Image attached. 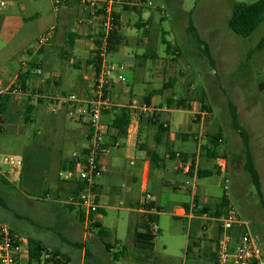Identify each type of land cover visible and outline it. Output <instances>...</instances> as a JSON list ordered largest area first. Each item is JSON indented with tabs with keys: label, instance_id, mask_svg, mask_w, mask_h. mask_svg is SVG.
Listing matches in <instances>:
<instances>
[{
	"label": "rangeland",
	"instance_id": "1",
	"mask_svg": "<svg viewBox=\"0 0 264 264\" xmlns=\"http://www.w3.org/2000/svg\"><path fill=\"white\" fill-rule=\"evenodd\" d=\"M257 1L149 0L153 4L149 6L151 10H145L142 15L145 21L152 20V25H148V37H145V40L148 39L146 45L149 52L157 56V59L152 60V65L158 59L166 64L165 69H161L160 80L157 81L159 85L155 81L149 84L142 80L144 72L139 64L145 63L146 49L137 47L134 42L143 35V31L134 26L139 16L125 15L121 30L126 42L117 52L106 57L108 64L124 68V88H133L134 93L127 95L138 104H142L143 98L153 89L172 79L175 81L173 89L169 88L162 96L156 97L155 106L151 107L157 111V115L161 114V121L162 115L169 109L166 102L168 98L188 99V110L173 107L174 112L169 116L171 124L178 126L180 133L187 131L185 128L189 121L195 131L199 132L200 126L193 123L192 118L195 117L196 123L201 122L199 167L214 171L211 177L194 180L175 172L176 162L166 158L165 148L157 150L161 161L153 163L148 187V194L161 207L160 210H155L156 215L158 214L155 223L160 233L155 239L153 251H141L135 245V230L141 232L145 224L151 227L153 222L147 223L146 219L141 227V215L125 210L129 208L130 199L123 188V180L113 177L105 180L109 191H105L103 200L113 208L103 214L102 223L110 233L103 240L90 227L87 231L79 221V209L70 210L68 205H71V199H68V194L57 197L55 190L59 177L55 174L58 173L59 159L62 157L70 160L73 153L86 144V139L81 141L83 145L75 143L76 139L71 140L75 137L73 128L85 125L64 112H53L48 101H38L39 93L36 90L41 80L38 76L33 77L27 90L9 94L11 99L8 110L0 115V167L8 169L4 161L7 155L24 163L21 183L6 176L0 169V175L9 181H0V224L26 239L41 242L51 253L59 251L69 258V264H212L211 255L215 250L213 234L198 220L175 216L176 208L190 204L191 193L197 186L200 205L205 204L202 201L208 200L207 204L214 208L219 200L227 196L240 219L249 225L251 232L264 246V91L259 90V85L264 82V51H255L264 37V22L248 39L236 35L229 27L235 4H252ZM12 2L7 9L0 11V83L6 92L24 60L29 59L27 52L34 51L39 39L58 22L53 0ZM190 19L201 38L209 44L214 66L200 56V51L188 35ZM163 31L167 33L165 38L180 53V58L166 53V47L162 44ZM144 41L140 42L143 47ZM51 43L52 40L44 47ZM56 46L61 49L59 43ZM78 50L79 47L73 49V56L79 57ZM251 51L252 55L248 58ZM85 57L86 55L82 56ZM40 59L39 54H35L33 62H39ZM68 71L64 74L70 73L75 82L70 85L63 82L59 91L69 92L77 98H87V94H80L88 83L81 84L79 81L85 76L87 69L70 67ZM45 76L47 75L44 74V78ZM201 97L204 98L206 110L202 109ZM230 102L237 106L240 122L250 133L256 166L261 176L263 198H260L244 168L242 140L231 126ZM28 103L35 105L30 122L25 121L24 114ZM193 110L197 114H193ZM107 120L109 119L105 118L104 121ZM149 131L151 133L155 130ZM217 134L221 140L216 151L221 158L213 160L206 156L204 148L211 144L208 137ZM170 148L192 153L197 151V144L192 140L183 141L178 138ZM195 156L196 154L189 155V159H194ZM125 163L128 166L130 161L126 160ZM196 172L194 169V174ZM35 174L43 178L47 176V185L50 186L51 182L53 186L50 195L44 196L43 190L46 188L40 184L32 186L28 183ZM62 174L63 178L66 174L63 171ZM24 179L34 188L28 187ZM113 187L116 188L115 191L112 190ZM132 198L135 204L140 198V192ZM105 244L111 246V253L107 251ZM188 246L190 250L187 253ZM123 247H127L128 254L115 260L114 253ZM50 257L44 254L41 261H33L31 264H65L63 260L48 261ZM25 264H29L28 260Z\"/></svg>",
	"mask_w": 264,
	"mask_h": 264
},
{
	"label": "crops",
	"instance_id": "2",
	"mask_svg": "<svg viewBox=\"0 0 264 264\" xmlns=\"http://www.w3.org/2000/svg\"><path fill=\"white\" fill-rule=\"evenodd\" d=\"M88 1H89L88 4H83L80 0H67L65 4L60 6L59 12H56L54 9V11L58 14V22L55 26H52L48 30L49 32L51 29H55V33L52 36V43L49 46L43 47V52L41 54H39L40 49L38 47H36L34 51L27 52V54L29 55V59L24 60L21 68H19V70L17 71L14 80L10 83L11 87L14 85H18L17 79L20 71H25V72L30 71L31 75L27 81L26 88L24 90H21V91H25L28 89L29 84L33 82L34 76H38L39 78H41L40 84L38 85L39 90L38 89L36 90L39 93V94L37 93L38 99L40 97L46 99L47 101L52 100V102L49 101L48 104H50L49 106L53 107V112L56 111L64 112L65 115L71 118L76 117L79 123H83L85 125V127H83L80 126L79 124L80 126L79 128L76 129L73 128L72 130L73 135L75 137H73L71 140L76 139L75 143H81V141H84V139H86V144L83 145L81 143L83 146L79 148L77 152L82 151L88 145L87 138L89 131L88 129L89 106L88 104L83 103L77 108V110L75 111L72 110L70 105L62 100L63 96L69 95L70 93L66 91H59V89L63 85V82L69 85L70 83L75 82L74 79L71 78L70 73L64 74L66 72H69L68 68L74 67L80 70L87 69L85 76L82 77V79H79L81 84L88 83L87 87L85 86L86 88L83 87L81 89L82 92L80 95L84 96L87 94L89 96L93 90L92 87L93 76L91 72L92 65L91 66L87 65V61L91 59L93 52H95V43L96 41H98L103 23V20L101 19L99 14H101L102 11L104 10L100 9L103 5L97 3V2H101L102 0H88ZM93 1L95 3L91 4V2ZM148 3L149 0H146L145 3H141L139 0H118L117 4L114 6V11L116 14H119L120 16L121 29L122 26L124 25L125 15L127 14H135L139 16V20L134 22V26L136 28L138 22H142L145 24V27H143L142 29L137 28L139 31H143V35L141 36V38L140 39L136 38L134 40L137 47H142L146 49L145 63H140L139 67L144 72V77L142 80H144L145 83L151 84L152 82L155 81L157 85H159L157 81L160 80L161 69L164 70L166 64H162L163 61L158 59L156 64L154 63V65H152L153 64L152 60L157 59V56L153 52L150 53L148 50L149 47L146 45L148 43V39L145 40V37H148V33H149L148 25L149 24L152 25V20L148 19L147 21H145L142 15L145 10H151ZM125 6H129L130 8L136 6V7H142L143 9L139 11H124L123 8ZM99 26L101 27V29H99ZM121 29L119 32L123 35ZM143 41L145 43L144 47L140 45ZM125 42H126V38L124 39L123 44ZM57 43L60 44L61 49L57 48L56 46ZM75 47H79L78 50V52L80 53L79 57L77 55L73 56V52H74L73 49ZM35 54H39V56L41 57L39 62H33ZM81 55L82 56L86 55V57L82 58ZM148 61L151 62L149 63ZM32 63L38 65L37 68L38 70L36 71L32 70L34 69L31 66ZM39 70L43 71L44 73L43 74H41L42 72L39 73ZM44 74L47 75L45 76V78H44ZM118 82L119 81H117V79H114L112 87L108 90L107 97L113 102L114 106L109 111H106L109 113L106 115L104 114V120L105 118H108L109 120L105 122L106 124H110L113 119V114L118 112L120 109L125 108L130 111L131 126L129 127L128 130H126L124 134H121L118 137H111L113 141L118 140L119 146L115 148L112 154L109 157L105 158L103 161L105 170L103 177L98 180V185H97V192L99 195L98 200L101 206V210H103L104 213H106L107 210L112 209L113 207L103 200V194L105 193L106 190L109 191V187L108 186L106 187L105 185V180L110 177L123 180V184H124L123 188L126 189V194L130 199L128 201L129 208L125 210L130 211L132 213L140 214L142 219V224L140 226H142L144 223H146L145 220L147 219L148 216L156 215L155 210L161 209L160 205L155 200H153V198L148 194L149 179H150L151 168L153 163L151 162V158L147 151H155L158 153L157 150L160 147L165 148L166 158L172 159L176 162V167H175L176 173H182L186 176L191 177L194 180L199 179L197 177V172L195 174L194 172H192V174L188 172L189 169L187 165L192 160L189 159V155L198 154V153H199V157L201 155V133H202L201 125L202 124L201 122L200 124L194 122L196 120L194 117L192 118V122L200 126V131L196 132L195 127L191 126L190 122L188 121L186 126L187 128H185L187 129V131L186 132L181 131L179 133L177 130L178 126L172 125L171 120L169 118L171 112L172 111L174 112V108L168 109L166 110L167 112L162 115V119H161V121L166 122V124H164V127L166 126L165 128H168V131L162 135V137L160 138V144H158V141L156 139V135L158 133V126L153 125L152 120L156 119L155 116H158L159 119L157 120V122L158 121L161 122L160 121L161 114L157 115L156 110H155V114L154 113L142 114L138 110L135 113H133L131 111V107H136V108L142 107V105L145 104L144 102L145 97L148 96L154 90H160L165 83H163L161 87L158 86L159 88L153 89L151 92H149V94H147L143 98V103L138 104L136 100L130 98L127 95V94L132 95L133 88H131L130 90H128V88L125 89L124 88L126 87L125 83H121V82L118 83ZM174 83H173V87H174ZM173 87L170 89H173ZM0 88L2 89L1 83H0ZM162 95L163 94L154 96L150 106L151 105L155 106V103L157 101L156 97H160ZM53 99L55 100V103H53L54 102ZM168 99H175V98L170 97ZM180 99H185V97H182ZM114 101L117 102L115 103ZM28 104H32V103H28ZM188 108L189 107L187 105V108L178 109V110H188ZM72 112L73 114H71ZM192 113L197 114L195 110H193ZM30 121H32L31 117H30ZM152 126H154L155 128H153ZM173 127H175V129ZM150 129L155 131L150 133L149 131ZM147 131L149 132L147 133ZM178 138H181L183 141L192 140L193 142H195L197 144V151L190 153L185 151L171 150L170 148L171 145ZM184 157H187V160H184ZM126 160L130 161V164L128 166L125 163ZM65 162H71V159L70 160L63 159L62 157L59 159L58 173L55 174L58 175L59 177V178L57 177L58 178L56 183L57 187L55 190V192L57 193L61 189V186L67 189L68 187L72 186L73 181H75L74 178H68V174L71 171L70 169H68V165L66 166V169L63 170V166ZM198 168H200L199 160H198ZM62 171L66 174L63 178H62L63 175ZM53 176L54 175L51 176V179L53 178ZM46 177L43 178L42 176H38L35 174L34 176L31 177L28 183L31 184L32 186H36V183L40 184L43 188H46L43 191L52 190L53 186L51 185V182H50V186L47 185ZM51 179L48 180L50 181ZM66 181H69V183ZM24 183H27L25 179H24ZM28 183L27 186L30 187ZM65 184L67 186H65ZM30 188H34V187H30ZM112 190L115 191L116 188L113 187ZM138 192H140V198L134 204L132 197H134ZM194 194L196 195L199 194L198 188L192 191L191 200ZM145 195H147V197ZM151 204H153L152 207H150ZM187 205L189 206L188 210L185 208V206L176 208L175 216L178 218H182V217L189 218V214L191 211L190 208L191 202L190 204ZM102 218H103V214H99L96 216V219H98L101 223H102Z\"/></svg>",
	"mask_w": 264,
	"mask_h": 264
},
{
	"label": "built area",
	"instance_id": "3",
	"mask_svg": "<svg viewBox=\"0 0 264 264\" xmlns=\"http://www.w3.org/2000/svg\"><path fill=\"white\" fill-rule=\"evenodd\" d=\"M55 11L59 12L60 6L65 4L67 0H54ZM83 4H88V0H80ZM118 0H102L97 2L103 5L100 9V15L103 20L102 35L98 38V44L95 43V51L99 52V57L102 59L100 70L92 65L93 90L87 98H77L74 94H69L62 97V100L70 105L72 110L83 104H88V145L80 152H74L71 161L75 163L74 168L68 174V178H74L75 181L82 185V190L76 198H71V204L78 205L84 210V226L89 230L92 224L95 223V216L101 209L99 204V195L97 192L98 180L104 175V159L109 157L113 150L119 146L118 140L111 139L117 137L118 131L110 128L104 121V113L109 111L113 106V102L107 97L108 90L112 87L114 79L124 83L125 77L122 74L123 67H116L106 62L107 47L112 32L117 28L116 19L114 17V6ZM95 3L94 1L91 2ZM12 4V0H0V11L7 9ZM152 6V2L148 3ZM107 5V6H105ZM107 7V8H105ZM55 29H51L48 33L42 36L37 47L40 49L49 44ZM39 73H41L39 71ZM20 89L3 90L0 88V96L5 94H19ZM12 91V92H11ZM21 91V90H20ZM142 114L154 113L150 105L144 104L140 108L131 107V111H136ZM73 114V112L71 113ZM131 121V117H130ZM131 126L129 124L128 128ZM199 153L194 159L189 162L188 172L194 166L195 171L198 169ZM4 161L8 167L7 170L0 169L11 179L18 181L23 170V161L12 156H5ZM197 186L194 187V190ZM194 194L191 200V211L189 219L202 222L205 229L212 233L214 238L215 250L214 260L212 264H264V246L255 236L249 225L242 221L232 204L227 205L222 215L211 216L209 214H195L196 203ZM227 197V196H226ZM201 202V200H200ZM205 204L208 200L202 201ZM204 204V205H205ZM154 231H158V225L153 224ZM29 262V239L22 237L14 232L11 228L0 224V264H25Z\"/></svg>",
	"mask_w": 264,
	"mask_h": 264
},
{
	"label": "trees",
	"instance_id": "4",
	"mask_svg": "<svg viewBox=\"0 0 264 264\" xmlns=\"http://www.w3.org/2000/svg\"><path fill=\"white\" fill-rule=\"evenodd\" d=\"M141 3H145L146 0H139ZM142 7H132L125 6L123 8L124 11H139L142 10ZM114 17L116 19V29L112 32L109 39V45L107 47V54H112L118 51V48L123 44L124 42V36L119 32L121 29L120 25V16L119 14H114ZM162 21H165L162 19ZM264 22V0H258L255 3L248 4L244 2H240L234 5L232 10V16L229 20V27L235 33L236 35L248 39L251 37V35L260 27V25ZM137 28L142 29L145 27V24L142 22L137 23ZM187 33L192 39V41L197 46L198 50L200 51V56L202 55L204 58L209 60V62L214 66L215 61L212 56L209 44L203 40L199 34L198 29L195 27L192 19L189 21V26L187 28ZM102 35V31L100 32L99 36ZM163 37H162V44L166 47V53L168 55H172L174 58H180V53H177L178 51L173 47V44L169 42L165 37L167 36V33L163 31ZM96 44L99 45L98 42ZM177 51V52H176ZM255 51L262 52L264 51V37L259 41L258 45L255 48ZM43 52V47L40 48L39 54ZM252 55V51L249 52L248 58H250ZM173 58V60H175ZM102 64V59L99 57V52H93L91 59L87 61V65L96 66V69L99 71ZM32 68L37 69L38 65L35 63L31 64ZM31 75L30 71H20L17 79V84L11 87V90L20 89L24 90L26 88L27 81ZM174 81H169L163 85V87L160 90H154L152 91L148 96L145 97L144 102L147 105L151 104V101L154 96L161 95L163 92L169 88L173 87ZM259 90L264 91V82H262L259 85ZM12 92V91H11ZM108 94V92H107ZM10 95L7 93L5 95L0 96V115H3L8 110V104L10 102ZM38 101L40 103H45L47 101L44 98H39ZM52 102V100H48V102ZM201 103H202V109L206 110V104L204 103V98L201 97ZM189 101L185 99H168L167 100V106L169 109H172L174 106H176V109H185L187 108V103ZM34 105L27 104L25 108V121L29 122L30 117L34 111ZM229 111H230V117H231V126L235 132H237L242 140V146H243V152L245 156V165L244 168L249 174L252 183L257 190L260 198H263L262 194V181L260 172L256 166L254 153L252 150L251 145V136L249 131L241 124L238 109L237 106L233 103H229ZM109 112H105L104 114H108ZM156 119L152 120V124L158 126V133L156 135V139L158 141V144H160V138L163 134H165L168 131V128L164 127V123L157 122L159 119L158 116H155ZM130 124V111L128 109L122 108L115 114H113V119L110 124H107L110 128L116 129L118 131V136L121 134H124L126 132V129L128 128ZM117 136V137H118ZM210 141V145L204 148V152H206V156L210 159L217 160L220 159V155L217 153L216 149L219 147V141L221 140L220 135H214L213 137H208ZM152 163H158L161 161V157L159 154L155 151H147ZM201 156V155H200ZM184 160H187V157H184ZM68 165V169L72 170L75 166V163L73 161L71 162H65L63 166V170L66 169V166ZM194 166L191 167L190 173L194 172ZM217 171V170H216ZM214 171L208 170V169H197V177L198 178H205V177H211L213 176ZM22 175H20L17 182H20ZM0 181L7 182L4 177L0 175ZM9 182V181H8ZM7 182V183H8ZM69 183V181H66ZM21 183V182H20ZM82 190V185L79 182L73 181L72 186L68 187L67 189L63 186H61V189L57 193V197L60 198L62 194L66 193L68 194V199L76 198L80 191ZM44 192V191H43ZM51 190H46L43 194L44 196L50 195ZM263 201V200H262ZM195 203H196V211L197 214H209L211 216H220L222 215L224 209L229 204V200L227 197L219 200L214 208L209 206V204L200 205L199 197H195ZM264 205V203H263ZM153 204L150 205L152 207ZM70 210H78V216L79 221L81 223H84V210L82 207H74V204L68 205ZM185 208L188 210L189 206L185 205ZM160 210V209H159ZM99 214H104L103 210L98 211ZM95 223L91 225V229L93 230L94 234H97L99 238L102 240L104 238H107L109 236V231L104 227V225L96 219L95 216ZM158 220V216H148L147 217V223L153 222L151 227L146 226V224L142 227L141 232L138 231V229L134 232V239H135V245L136 247L141 251H153L155 249V239L157 237V234L160 233V230L154 231L153 224ZM105 247L109 253H111V246L108 244H105ZM190 250V246L187 248V253ZM51 256L48 261H59L63 260L65 264H69V258L63 254H61L59 251H54L51 253L46 246H44L41 242L36 241L34 239H29V264H31L33 261H41V258L43 255ZM61 254V255H60ZM128 254L127 247L121 248L118 252L114 253L113 258L115 260H119L122 257H125ZM214 260V254L211 255V261Z\"/></svg>",
	"mask_w": 264,
	"mask_h": 264
}]
</instances>
